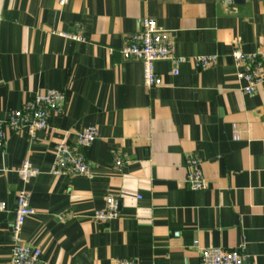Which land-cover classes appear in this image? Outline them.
<instances>
[{"label": "crops", "instance_id": "1", "mask_svg": "<svg viewBox=\"0 0 264 264\" xmlns=\"http://www.w3.org/2000/svg\"><path fill=\"white\" fill-rule=\"evenodd\" d=\"M146 17L188 58L177 75L170 62L155 63L162 84L150 89L142 65L119 53ZM75 32L82 41L61 35ZM235 49L264 53V0L230 8L222 0H0V121L48 90L65 96L34 138L6 131L0 264H10L24 160L40 173L27 186L35 215L21 239L41 251V264H200L209 247L264 264V80L243 92ZM208 55L217 56L209 68L191 60ZM90 126L98 136L82 151L92 175H52L56 145L76 146ZM188 157L199 161L206 190L185 183ZM109 195L118 218L94 221Z\"/></svg>", "mask_w": 264, "mask_h": 264}, {"label": "built area", "instance_id": "2", "mask_svg": "<svg viewBox=\"0 0 264 264\" xmlns=\"http://www.w3.org/2000/svg\"><path fill=\"white\" fill-rule=\"evenodd\" d=\"M70 0H57L60 7H64ZM223 5L230 8L234 0H222ZM64 37L82 41L79 32L61 34ZM119 53L123 60L136 61L142 65V83L145 88H154L162 84L161 78L155 73L154 65L157 62L168 61L173 68L171 73L178 74V66L188 61L187 57L178 56L174 50L173 38L165 29L157 26L152 18L146 17L138 21V30L129 36V39L120 48ZM234 64L238 68L236 80L244 82L243 92L251 95L256 87L263 82L262 68L264 53L245 54L240 50L231 53ZM194 65L200 69L213 66L217 61L216 55L195 56ZM65 101L64 93L58 90H48L42 95L35 96L24 106L14 112L6 121H0V150L4 147L6 131L13 133L27 132L31 137L35 133L49 128L50 113L59 109ZM233 139L238 140L237 128L233 126ZM98 134L95 127L90 126L77 134L76 146L70 147L64 143L57 144L54 149V162L50 173L54 176H87L92 175L91 166L83 155V149L91 146ZM188 174L185 183L193 191L207 189L199 161L195 157L187 158ZM123 162L116 159L114 168L119 171ZM16 173L21 181L22 188L15 198L14 220L11 224V251L10 264H41V251L26 245L21 239V230L25 220L35 215L30 206V193L27 186L39 173L29 160H24ZM0 209L2 205L0 204ZM118 200L109 195L105 198V206L96 210L92 219L96 222H108L118 218ZM197 245V242H194ZM113 264H137L128 259L114 260ZM200 264H244L243 256L238 251H226L221 248L209 247L200 249Z\"/></svg>", "mask_w": 264, "mask_h": 264}, {"label": "water", "instance_id": "3", "mask_svg": "<svg viewBox=\"0 0 264 264\" xmlns=\"http://www.w3.org/2000/svg\"><path fill=\"white\" fill-rule=\"evenodd\" d=\"M237 1H239V0H235V2H237Z\"/></svg>", "mask_w": 264, "mask_h": 264}]
</instances>
